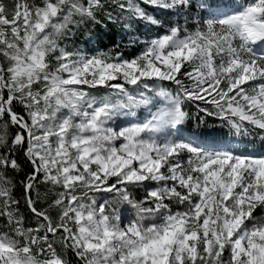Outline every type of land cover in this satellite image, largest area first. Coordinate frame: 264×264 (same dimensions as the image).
<instances>
[{
	"label": "snow or ice",
	"instance_id": "1",
	"mask_svg": "<svg viewBox=\"0 0 264 264\" xmlns=\"http://www.w3.org/2000/svg\"><path fill=\"white\" fill-rule=\"evenodd\" d=\"M0 264H264V0H0Z\"/></svg>",
	"mask_w": 264,
	"mask_h": 264
},
{
	"label": "trees",
	"instance_id": "2",
	"mask_svg": "<svg viewBox=\"0 0 264 264\" xmlns=\"http://www.w3.org/2000/svg\"><path fill=\"white\" fill-rule=\"evenodd\" d=\"M126 21H119L117 24H109V29L110 31L105 34L103 32L100 31V26L97 25L95 26V28L93 27V25H91L90 23L88 25H86L85 27H81V29L79 31L76 32L75 36L72 38V41L69 42V48L73 47V46H78L82 49L84 48H92V47H97L99 46L100 48H109L112 47L114 44L119 43L121 45L120 51H123L125 56H131V55H135L137 54L138 48H131L128 45V41H129V35L127 33V30H125L123 28V23H125ZM104 23H108V21L105 19ZM141 27V25H139V28ZM138 28V32H139V36L142 35V33H140V29ZM151 30L156 31L157 28L153 27L151 28ZM99 33L100 39L98 40V42L96 44H93L90 42L89 37H96L97 34ZM135 46V45H133ZM185 128L192 131V132H207V131H203L200 130L196 127L195 123L190 121L187 125H185ZM222 137L227 140V139H232V135L229 131V129H225V128H220L217 130ZM187 133V132H186ZM232 136V137H231ZM241 138V140L244 142V144L249 148V149H260V142H259V138L258 137H245V136H238ZM255 139V143H248V141ZM18 157L20 159V163L22 165L23 171L20 172L19 174H16L15 178L17 181H19L25 172L29 171L30 166L24 161L23 159V152L21 151L20 153H18ZM45 191V188L43 186H41L40 188V192L43 193ZM15 194L17 196V198L22 197L23 195V188L22 186L17 183V187L15 189ZM22 204V210L25 211V215L27 217V221L26 223L28 224H34V221L32 220V216L31 213L27 212L25 209H23V200L21 201ZM41 207H44L45 205L41 204ZM69 258H71V254H69Z\"/></svg>",
	"mask_w": 264,
	"mask_h": 264
},
{
	"label": "rangeland",
	"instance_id": "3",
	"mask_svg": "<svg viewBox=\"0 0 264 264\" xmlns=\"http://www.w3.org/2000/svg\"><path fill=\"white\" fill-rule=\"evenodd\" d=\"M148 11H149L150 14H155L158 17H160L161 19H164V20H173V21H175L177 19L174 15H172L170 13H165L162 10H156V9H153V8H148ZM140 25H141V27L139 29H140V33H142V35L139 36V39L141 41H143L149 35H153L156 32L162 31V29H157L156 31H153L151 29H146L143 24H140ZM129 47H131V48L137 47L138 48L137 54H138L140 48L142 47V43L141 44H137L135 46H129ZM189 110L194 112L195 111L194 106L189 105ZM205 119H206V123L201 125L198 129L203 130V131H211L212 129L218 130V129L221 128L220 127V121H218V120H216L214 118H207V117ZM117 123H119V120L117 121ZM223 128L228 129L227 127H223ZM233 143H239V142H233ZM261 211L262 210L257 209V213L256 214L257 215L261 214Z\"/></svg>",
	"mask_w": 264,
	"mask_h": 264
}]
</instances>
